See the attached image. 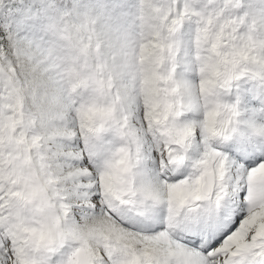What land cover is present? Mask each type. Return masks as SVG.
Masks as SVG:
<instances>
[{"label": "snow or ice", "instance_id": "snow-or-ice-1", "mask_svg": "<svg viewBox=\"0 0 264 264\" xmlns=\"http://www.w3.org/2000/svg\"><path fill=\"white\" fill-rule=\"evenodd\" d=\"M0 264H264V0H0Z\"/></svg>", "mask_w": 264, "mask_h": 264}]
</instances>
